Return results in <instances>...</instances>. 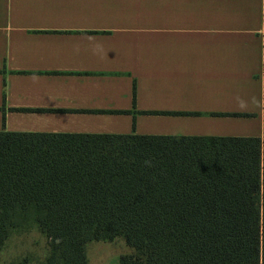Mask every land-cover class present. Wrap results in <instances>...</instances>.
<instances>
[{
	"label": "crops",
	"instance_id": "obj_1",
	"mask_svg": "<svg viewBox=\"0 0 264 264\" xmlns=\"http://www.w3.org/2000/svg\"><path fill=\"white\" fill-rule=\"evenodd\" d=\"M0 131L263 137L264 0H0Z\"/></svg>",
	"mask_w": 264,
	"mask_h": 264
},
{
	"label": "trees",
	"instance_id": "obj_2",
	"mask_svg": "<svg viewBox=\"0 0 264 264\" xmlns=\"http://www.w3.org/2000/svg\"><path fill=\"white\" fill-rule=\"evenodd\" d=\"M34 228L40 264H264V136L0 131V252Z\"/></svg>",
	"mask_w": 264,
	"mask_h": 264
},
{
	"label": "rangeland",
	"instance_id": "obj_3",
	"mask_svg": "<svg viewBox=\"0 0 264 264\" xmlns=\"http://www.w3.org/2000/svg\"><path fill=\"white\" fill-rule=\"evenodd\" d=\"M48 251V239L36 228L15 232L0 252V264H40ZM131 251L124 238L91 241L87 244L88 264H119L120 256Z\"/></svg>",
	"mask_w": 264,
	"mask_h": 264
}]
</instances>
